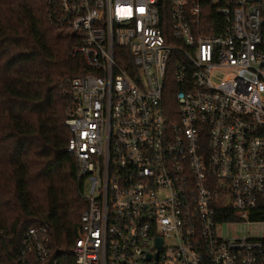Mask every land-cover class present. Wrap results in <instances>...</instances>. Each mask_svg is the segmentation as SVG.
Returning <instances> with one entry per match:
<instances>
[{"label":"built area","instance_id":"obj_1","mask_svg":"<svg viewBox=\"0 0 264 264\" xmlns=\"http://www.w3.org/2000/svg\"><path fill=\"white\" fill-rule=\"evenodd\" d=\"M48 1L88 70L65 91L74 264H264L263 236L228 230L264 223V0ZM18 257L57 264L46 225Z\"/></svg>","mask_w":264,"mask_h":264},{"label":"trees","instance_id":"obj_2","mask_svg":"<svg viewBox=\"0 0 264 264\" xmlns=\"http://www.w3.org/2000/svg\"><path fill=\"white\" fill-rule=\"evenodd\" d=\"M49 12L48 0H0V264H22L24 234L43 225L57 264H74L71 249L87 206L66 151L65 91L88 70L72 56V34L51 25ZM176 90L166 88L168 112ZM262 211L251 219H264Z\"/></svg>","mask_w":264,"mask_h":264},{"label":"rangeland","instance_id":"obj_3","mask_svg":"<svg viewBox=\"0 0 264 264\" xmlns=\"http://www.w3.org/2000/svg\"><path fill=\"white\" fill-rule=\"evenodd\" d=\"M227 75V71H218L214 74L216 78H224ZM228 230L232 231V236H256V237H264V223L256 222L253 224H239L228 227Z\"/></svg>","mask_w":264,"mask_h":264}]
</instances>
